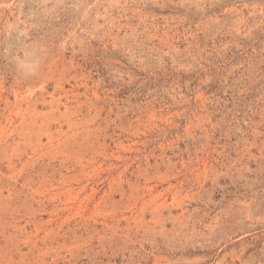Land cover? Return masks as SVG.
I'll return each instance as SVG.
<instances>
[{
	"label": "rangeland",
	"instance_id": "374dc122",
	"mask_svg": "<svg viewBox=\"0 0 264 264\" xmlns=\"http://www.w3.org/2000/svg\"><path fill=\"white\" fill-rule=\"evenodd\" d=\"M0 264H264V0H0Z\"/></svg>",
	"mask_w": 264,
	"mask_h": 264
}]
</instances>
